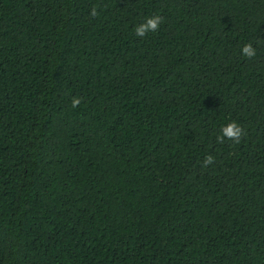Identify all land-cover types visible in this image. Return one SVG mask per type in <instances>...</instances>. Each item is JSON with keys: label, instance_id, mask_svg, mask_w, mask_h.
<instances>
[{"label": "trees", "instance_id": "trees-1", "mask_svg": "<svg viewBox=\"0 0 264 264\" xmlns=\"http://www.w3.org/2000/svg\"><path fill=\"white\" fill-rule=\"evenodd\" d=\"M0 264H264V0H0Z\"/></svg>", "mask_w": 264, "mask_h": 264}, {"label": "clouds", "instance_id": "clouds-1", "mask_svg": "<svg viewBox=\"0 0 264 264\" xmlns=\"http://www.w3.org/2000/svg\"><path fill=\"white\" fill-rule=\"evenodd\" d=\"M99 15V12L96 7L92 8L91 16L96 17ZM163 22V17L160 15H155L146 19L145 22L140 23L135 28V34L138 37H145L149 32H157ZM242 54L245 57L252 58L256 55V49L251 43L245 44L242 48ZM81 103L80 97H74L72 100V107H78ZM221 135L217 137L218 143H223L225 138L229 141H233L236 144L241 142V139L246 136V130L243 126L237 121L233 120L230 123L226 124L221 129ZM204 166L214 163V157L208 155L204 159Z\"/></svg>", "mask_w": 264, "mask_h": 264}]
</instances>
